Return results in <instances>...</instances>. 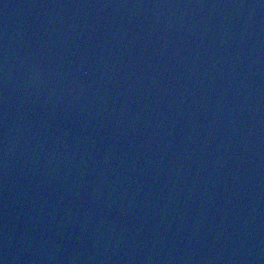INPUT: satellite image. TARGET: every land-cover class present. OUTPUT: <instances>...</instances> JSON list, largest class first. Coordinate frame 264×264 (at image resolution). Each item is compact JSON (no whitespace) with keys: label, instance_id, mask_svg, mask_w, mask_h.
<instances>
[{"label":"water","instance_id":"obj_1","mask_svg":"<svg viewBox=\"0 0 264 264\" xmlns=\"http://www.w3.org/2000/svg\"><path fill=\"white\" fill-rule=\"evenodd\" d=\"M0 264H264V0H0Z\"/></svg>","mask_w":264,"mask_h":264}]
</instances>
